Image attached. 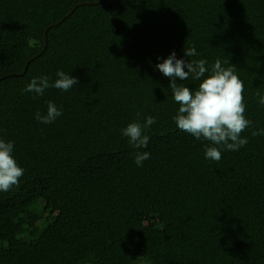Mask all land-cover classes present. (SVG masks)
Returning <instances> with one entry per match:
<instances>
[{"label":"trees","instance_id":"trees-1","mask_svg":"<svg viewBox=\"0 0 264 264\" xmlns=\"http://www.w3.org/2000/svg\"><path fill=\"white\" fill-rule=\"evenodd\" d=\"M173 51L209 71L235 66L243 82L248 143L218 162L172 119L179 105L155 66ZM58 70L79 84L23 91ZM257 89L264 0H0V139L24 169L0 191V264H264ZM48 101L63 114L39 123ZM148 116L136 149L122 129ZM137 151L150 153L142 166Z\"/></svg>","mask_w":264,"mask_h":264},{"label":"clouds","instance_id":"clouds-1","mask_svg":"<svg viewBox=\"0 0 264 264\" xmlns=\"http://www.w3.org/2000/svg\"><path fill=\"white\" fill-rule=\"evenodd\" d=\"M184 55L189 58L196 56L195 47L184 48ZM160 59L157 57V60ZM206 65L205 59H177L173 51L155 67L171 81L169 88L174 101L179 105L176 115L172 118L177 128L197 140L208 141L209 144L205 145V158L218 162L222 150L238 151L248 143L247 138L241 137V133L252 126L253 121L245 117L244 85L235 74V66L225 68L219 59L211 66L210 71ZM56 76L58 79L51 84L47 75L35 77L23 91L43 95L49 87L67 92L79 84L78 79L62 70H58ZM189 77L199 81L195 90L184 83H177V80L183 82ZM256 96L258 103L264 105V94L259 89ZM62 114V108L58 109L53 102L48 101L46 114L37 112L35 119L39 123L50 124ZM154 123L156 118L153 116L146 117L144 124L131 122L122 129V135L129 139L134 148H146L150 138L144 134V129ZM252 135H264V130L253 131ZM13 150L14 142L0 139V191H9L13 186H18L20 178L24 175V169L12 155ZM148 159L149 152L135 153L134 162L137 166H142Z\"/></svg>","mask_w":264,"mask_h":264},{"label":"rangeland","instance_id":"rangeland-1","mask_svg":"<svg viewBox=\"0 0 264 264\" xmlns=\"http://www.w3.org/2000/svg\"><path fill=\"white\" fill-rule=\"evenodd\" d=\"M1 236L3 237V235H1ZM10 244L13 245V244H14V240H11V241H10Z\"/></svg>","mask_w":264,"mask_h":264}]
</instances>
